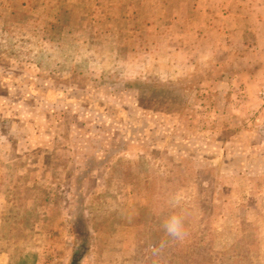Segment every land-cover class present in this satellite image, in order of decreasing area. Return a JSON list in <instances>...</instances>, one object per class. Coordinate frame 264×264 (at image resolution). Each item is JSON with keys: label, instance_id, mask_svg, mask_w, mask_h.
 <instances>
[{"label": "rangeland", "instance_id": "1", "mask_svg": "<svg viewBox=\"0 0 264 264\" xmlns=\"http://www.w3.org/2000/svg\"><path fill=\"white\" fill-rule=\"evenodd\" d=\"M84 230L79 264H264V0H0V264Z\"/></svg>", "mask_w": 264, "mask_h": 264}, {"label": "clouds", "instance_id": "2", "mask_svg": "<svg viewBox=\"0 0 264 264\" xmlns=\"http://www.w3.org/2000/svg\"><path fill=\"white\" fill-rule=\"evenodd\" d=\"M166 233L175 238L183 239L186 233L183 230V218L178 215H172L163 225Z\"/></svg>", "mask_w": 264, "mask_h": 264}, {"label": "trees", "instance_id": "3", "mask_svg": "<svg viewBox=\"0 0 264 264\" xmlns=\"http://www.w3.org/2000/svg\"><path fill=\"white\" fill-rule=\"evenodd\" d=\"M80 236H82L83 244L81 249L75 253L72 264H79L80 261L85 257L86 252L88 250V237H89L88 231L87 230L82 231L80 233Z\"/></svg>", "mask_w": 264, "mask_h": 264}]
</instances>
